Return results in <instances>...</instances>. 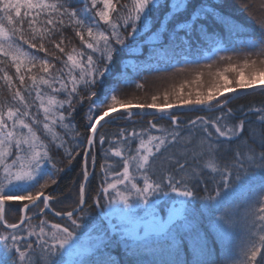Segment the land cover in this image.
I'll return each instance as SVG.
<instances>
[{
	"label": "snow or ice",
	"instance_id": "snow-or-ice-1",
	"mask_svg": "<svg viewBox=\"0 0 264 264\" xmlns=\"http://www.w3.org/2000/svg\"><path fill=\"white\" fill-rule=\"evenodd\" d=\"M228 7L229 0H0V264L8 257L12 264H117L106 252L112 234L94 236L85 221L93 205L105 204L104 217L117 212L139 221L131 230L111 226L133 264H144L145 253L153 256L151 264H264V106L228 107L243 92H264V16L250 30ZM66 29L80 47H68ZM144 45L148 59L204 47L210 55H185L178 70L193 65V80L133 103L118 95L122 84L133 81L125 70L117 72V57L143 54ZM204 69L210 86L191 88ZM85 101L87 134L73 155L65 136L82 135L72 120ZM183 111L217 115L186 118L178 114ZM125 114L153 119L147 127L121 128L112 138L99 133L101 122ZM97 145L105 162L89 205L85 184L95 174ZM53 147L64 150L68 165L76 156L82 160L79 198L66 211L53 207L57 198L47 191L64 171L53 160ZM110 156L122 162L119 171ZM10 202L20 207L15 223L6 218ZM46 210L62 222L49 220ZM204 210L220 212L212 227L229 248L222 262L201 230Z\"/></svg>",
	"mask_w": 264,
	"mask_h": 264
},
{
	"label": "trees",
	"instance_id": "trees-1",
	"mask_svg": "<svg viewBox=\"0 0 264 264\" xmlns=\"http://www.w3.org/2000/svg\"><path fill=\"white\" fill-rule=\"evenodd\" d=\"M200 0H195V3H199ZM249 5V10L245 11L243 5ZM228 12L232 13L234 17L247 25L250 30H255L258 26L256 24V19L260 16H264V0H229V7L227 9ZM251 13V15H250ZM162 18V14H161ZM158 26V25H157ZM155 30V29H153ZM65 37L70 41L68 43V47H72L75 45L76 47H80V42L78 38H76L71 31V29L65 30ZM146 37H142L141 39H145ZM58 40L59 37H56ZM167 40H165V43ZM46 47L49 48V51H52V45L46 44ZM223 55V53H221ZM188 55V58L191 60L193 58L205 57L210 55V52L207 47L195 49L191 54L183 53V52H175L169 53L166 57L161 58H153L148 59V46L144 45L143 54H133L129 56L125 52H121L117 57V72L121 70H125L127 75L133 81L128 85H121V90L118 93L122 99H132L133 103L140 102H150V97L152 95L162 93L166 88H171L172 85L179 86L185 80H193L194 79V66L190 65L186 71H179L183 64L181 63L183 57ZM237 58H234V62ZM127 64L128 67L126 69L122 68V63ZM200 63H207L206 60L201 59ZM59 64H57V67ZM215 67L213 68V71ZM204 76L199 84L193 83L190 85L191 88L195 89L196 87H200L202 90L206 89L210 86L212 77H210L207 72V69H204ZM10 74L12 73V69H9ZM229 79H231V75H229ZM143 84V88H137L136 84ZM189 87L186 85V88ZM7 95V92L4 93ZM82 95H87L86 91L83 90ZM100 93L98 92V95ZM63 99V97H61ZM241 105L253 108H259L264 106V92L256 90L250 93H246L241 95L237 99L233 100L228 107L234 110L238 109ZM88 111V102L85 101L83 105H79L77 111L73 114L74 119L72 123L75 125L76 129L82 134L79 137H76L74 140L71 138L74 134H69L65 136V140H67L66 147L73 149V155L77 149L75 145L80 143V141L87 134V129L84 125L87 123L86 113ZM179 115L186 118H194L197 115H203L208 117H214L217 115L216 112H207V111H183L179 112ZM153 117L146 115L134 114L131 117L125 115H121L119 119H117L114 123H104L103 127H100L99 133L103 134L109 138L115 136L121 128H142L147 127V122L152 120ZM250 119L255 121L256 116H251ZM162 124L167 125V121H161ZM259 127L258 125H254ZM84 145L80 144V151L82 155V149ZM107 147V144L105 145ZM51 155L53 160L57 163V167L63 168L64 171L61 172L57 177V184L52 185L47 191L50 192L54 197L57 198V203L53 204V207L57 211H66L70 210L75 206L76 201L79 198L78 188L80 183L82 182V160L81 156H76L72 161L71 165H68V158L65 155L63 149L57 150L56 148H51ZM95 174L91 175V178L88 182L85 192V198L89 205L93 204V198L97 195L100 190L101 180H102V169L101 165L105 162V156L100 146L97 145L95 149ZM108 162L114 165L113 170L119 171L122 162L119 158L110 156L108 157ZM89 171L92 172L91 166V158L89 161ZM175 195V194H171ZM168 198L165 197L163 201L160 202V208L158 209L162 215H165L168 210L167 204L164 201H167ZM13 207L6 206V218L10 223H15L19 216L21 215L20 207L18 206V202H10ZM200 206V202H197V207ZM42 207V205H40ZM107 205L105 204L102 209L98 205H93L92 211L90 215L85 218L87 223V227L90 229L89 224H92L94 221L98 222L96 224L97 227H94L93 230L99 231L100 227L105 224L104 216L102 212L105 211ZM33 212H36L37 209H32ZM107 211V210H106ZM48 219L60 223L62 222L59 218L54 217L51 213H47ZM220 215V212H213L209 210H204L202 215V223L200 225L202 232L207 236L210 244L212 245L215 257L218 262H222L226 256L229 255V248L222 244L217 237V234L212 227V222L216 217ZM39 217L33 220V223H38ZM5 231L2 225H0V232ZM120 239V234L116 233L113 237L112 248L106 249V252L113 255L116 258L117 264H133L134 257L127 254L125 247L117 241ZM183 247L187 250L188 241L183 242ZM0 253H4L3 244H0ZM144 264H151L153 260V256L151 253L144 254ZM8 264H12V258L8 257Z\"/></svg>",
	"mask_w": 264,
	"mask_h": 264
},
{
	"label": "rangeland",
	"instance_id": "rangeland-1",
	"mask_svg": "<svg viewBox=\"0 0 264 264\" xmlns=\"http://www.w3.org/2000/svg\"><path fill=\"white\" fill-rule=\"evenodd\" d=\"M123 3H129L130 0H122ZM60 67V65L58 66V68ZM83 92V89H81V93ZM64 98V97H63ZM77 109L79 107V105H76ZM116 207H120V206H116ZM108 211L107 207L105 208V211ZM104 220L106 221L104 226L100 227L99 231L93 230L94 227H97L96 224L98 222H93L92 224H89L90 229H92V235H100L101 233H109L112 234V236L114 237L116 233L112 232V225H121L123 227H126L128 229H134L138 226L139 221L133 222L132 220H128V219H124L122 218L119 213L114 212L110 215V217H105ZM87 224V223H86ZM129 243H131V239L129 238ZM110 248H112V245L110 246Z\"/></svg>",
	"mask_w": 264,
	"mask_h": 264
},
{
	"label": "water",
	"instance_id": "water-1",
	"mask_svg": "<svg viewBox=\"0 0 264 264\" xmlns=\"http://www.w3.org/2000/svg\"><path fill=\"white\" fill-rule=\"evenodd\" d=\"M250 92H253V91H252V90H248V91H246V92L241 93V95H244V94H246V93H250ZM241 95H240V96H241ZM240 96H238V97H240ZM238 97L233 98L232 101L235 100V99H237ZM232 101H231V102H232ZM139 111H140L139 109H133V112H134V113H139ZM113 115H116V114H113ZM106 119H108V118H106ZM101 123L104 124V122H101ZM97 127H98V129H99V128H100V125H98ZM90 178H91V175L89 176V180H90ZM89 180H88V182H89ZM88 182L85 184V192H86V187H87V185H88ZM85 199H86V198H85ZM46 211H47V210H46Z\"/></svg>",
	"mask_w": 264,
	"mask_h": 264
}]
</instances>
